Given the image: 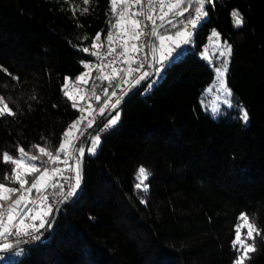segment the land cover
<instances>
[{
	"label": "trees",
	"instance_id": "16d2710c",
	"mask_svg": "<svg viewBox=\"0 0 264 264\" xmlns=\"http://www.w3.org/2000/svg\"><path fill=\"white\" fill-rule=\"evenodd\" d=\"M113 6L114 0H0V96L15 113L0 116V183L6 187L21 184L4 153L15 158L22 148L38 158L40 169L79 116L77 101L65 95L67 82L82 69L84 48ZM199 7L191 0L184 13L160 16L156 35L184 25ZM202 7L205 17L184 52L166 64L156 61L161 76L147 88L146 81L135 89L136 82L113 111L117 122L92 130L100 141L93 153L84 151L77 195L60 204L53 229H41L38 240L3 245L2 252L15 254L0 264H234L244 257L232 244L241 218L264 230V0H205ZM233 10L241 26L234 25ZM213 32L231 46L224 79L232 106L222 105L216 116L198 103L221 60L216 52L210 60L202 55ZM125 74L123 62L110 74L88 75L83 93L92 112ZM241 106L247 123L239 118ZM141 166L151 173L143 181L147 191L134 187ZM37 172L24 171V185ZM45 192L58 196L53 186ZM5 197L0 205L14 193ZM240 230L255 248L243 264H264V234L253 231V240Z\"/></svg>",
	"mask_w": 264,
	"mask_h": 264
},
{
	"label": "built area",
	"instance_id": "2783aa9c",
	"mask_svg": "<svg viewBox=\"0 0 264 264\" xmlns=\"http://www.w3.org/2000/svg\"><path fill=\"white\" fill-rule=\"evenodd\" d=\"M175 1L176 0H140V2L137 3L136 0H114L110 19L103 28L97 31L92 42L85 47L88 51H84L87 57L85 61L82 62V69L70 77L67 82V89L71 91L72 97L77 101L78 108L80 107L78 104V97L86 90L87 78L91 72L97 74H110L124 62L126 74L116 88H114L110 95L104 100L101 109L95 112L91 111L87 115L83 122V126L77 130L70 145L66 149H58L52 152V155H48V158L44 162V167L54 170L51 181L54 188L58 191V196L45 195L43 201L44 206L48 209L47 213H49L50 209L52 212L50 216L44 215L43 220L46 221L51 218L55 207L69 199L67 192L72 185H74L76 176L74 168L75 160L77 161V154L80 152L79 149L85 148L84 146L88 134L95 128L99 127V130L102 129V122L104 121L102 119L108 117L115 110L112 105L115 104L117 100L121 101L123 95L130 90L136 82L138 84L142 80L145 71H150L152 73L156 67L162 66V62H156L155 60L154 66L151 67L152 33L157 26L155 20L168 8L174 7ZM131 18L139 23L138 25L136 23V28L134 30V41L129 45V42L124 41L123 36L130 33ZM119 19L122 20L121 23H119ZM184 27L190 35L195 31V25L192 22L186 21ZM77 77H81V79H77ZM113 92L116 94L113 95ZM89 124H91V127H89ZM71 126L72 122L67 125V128ZM0 212L3 213V215L0 216V225H2L6 220L8 210L6 207H0ZM22 221L27 225L26 228L19 229L15 225L9 226L5 230V235L0 236V245L17 240H38L33 239V236L36 235L41 239V229H39L38 232L32 230V225L35 224L37 226L38 221L32 218V210L30 207L23 211ZM38 227L39 226H37V228ZM17 231L21 234L16 235L15 233Z\"/></svg>",
	"mask_w": 264,
	"mask_h": 264
},
{
	"label": "rangeland",
	"instance_id": "374dc122",
	"mask_svg": "<svg viewBox=\"0 0 264 264\" xmlns=\"http://www.w3.org/2000/svg\"><path fill=\"white\" fill-rule=\"evenodd\" d=\"M181 2V0H179V3ZM175 5H177V0L175 1ZM169 9V8H168ZM167 9V10H168ZM204 12V11H203ZM205 13V12H204ZM205 17V15H201L200 13L196 12L194 13L193 16H190L186 21L192 22L195 26L198 24V22H200L201 19H203ZM119 23H121V19L118 20ZM185 21V22H186ZM184 22V23H185ZM136 28V22L131 18L130 19V43L132 44L134 41V37H135V33L134 30ZM177 32H180L181 35L180 36H176L175 34ZM214 33V32H213ZM213 33L207 38L206 43L203 46V51H202V55L207 58V59H211V53H215L216 52V56L221 57V60L219 61L218 65H215L213 67V75L212 77L209 79V81L204 85L203 89L201 90L199 97H198V103L199 105L206 111H208L212 116H216L219 111H220V107L223 106H229V103H231L229 96H227V92L225 89L221 88V84H220V80L222 79L225 82V74L223 77H218V74L216 72L217 68H223L224 64L223 62L226 60L228 63V43L226 41H221L216 33V35H213ZM161 36H172L171 40H165V41H161L160 37ZM185 40H187V43H185ZM190 42V34L187 32L186 28L184 27V25H180L176 30L172 31V32H159L156 37H155V54H156V61H162L164 62V64L169 63L172 59L177 58L178 56L181 55V53L184 52V50L187 48V44ZM176 45H179V47H176ZM221 53H224V55H221ZM174 57V58H173ZM227 67V65H226ZM159 70V71H158ZM147 72H144V75ZM162 74V68L161 67H156V69L154 70L153 76L147 81L145 88H147L148 86H150L155 80H157ZM226 84V83H225ZM226 88L229 89V87L226 85ZM87 89V88H86ZM86 91V90H85ZM66 93L71 97L72 93L66 89ZM84 96V93L82 95H80L78 97V104L80 105L79 109V117H83L86 119L87 115L86 114V110L89 109V105L88 102L86 101V98ZM228 101V102H226ZM82 104V106H81ZM215 109V111H214ZM116 111L111 113L108 118H110L111 116L115 115ZM107 118V119H108ZM106 119V121H107ZM106 121L103 123L102 128H104V124L106 123ZM243 123H245L243 120H241ZM247 123V122H246ZM72 126L70 128H67L65 130V132L68 133V130L71 129ZM64 132V133H65ZM70 132L68 133V135L66 136L67 139L64 140L65 135L63 134V137L61 139V143H63L64 145H66ZM75 134L73 135L72 139L74 138ZM99 137V141H100V134L98 131H94L92 132V134L90 135L89 141L86 143L85 147V151L89 154L93 153V152H88L87 149L89 147L93 146V138L94 137ZM64 140V141H63ZM72 141V140H71ZM70 141V142H71ZM70 145V144H69ZM69 145L65 146L62 149H66ZM61 149V148H59ZM21 155V152L18 153V155L15 158H18ZM48 158V155H47ZM46 161V160H45ZM36 164L29 155L24 153V161L22 162V164L18 167V171H17V176L19 177V179L21 181H24V178H22V175L24 173V171H28V169L31 167V165ZM75 178L78 177V168H77V161L75 160ZM45 169H47V173L43 175V178L38 182L39 187L41 186H45L47 184H50L51 186H53V183L51 181V178L54 174V170L52 168H46V167H41L36 176L34 178H36L37 176H41L42 173H44ZM34 178L29 181L27 184H25L23 187H19L17 188V191L13 192L14 193V197H11L7 203L0 205V207H6L8 209L7 212V217L6 220L4 222V224H6L9 219V215L12 216V214H10V205L12 204L13 206L16 205V203H13L17 198H19L26 190L27 186L34 180ZM76 183V179L74 184ZM54 187V186H53ZM9 188V187H7ZM43 192V191H42ZM12 192H4V196H9ZM26 193V192H25ZM45 195L48 194H43L41 195V197L39 198H35L34 202L32 200V204L34 203V206L30 207L32 210V218L36 217V219H39L40 223L41 220H43L44 215L47 213L48 209L44 206V197ZM10 200L12 201V203L10 202ZM15 207V206H14ZM26 209H29L26 208ZM25 209V210H26ZM24 211V210H23ZM23 211L21 212V214L23 213ZM19 213V212H18ZM20 215V214H19ZM20 218L22 219V215L20 216ZM39 223V224H40ZM3 224V225H4ZM2 226V225H1ZM239 230L241 229V227L244 228L245 234H248L249 232V224L246 221V219L244 217L241 218L239 224ZM240 240L243 241V243H237L238 246H241L242 248V252L244 251V249L248 246L244 243V238L242 237L243 232H241L240 230ZM236 238V237H235ZM3 245V244H2ZM2 245H0V250H4L3 247H1ZM5 245V244H4ZM15 254V251H7V252H1L0 253V262L2 261H6L8 259H12L13 255Z\"/></svg>",
	"mask_w": 264,
	"mask_h": 264
},
{
	"label": "snow or ice",
	"instance_id": "6c2138e0",
	"mask_svg": "<svg viewBox=\"0 0 264 264\" xmlns=\"http://www.w3.org/2000/svg\"><path fill=\"white\" fill-rule=\"evenodd\" d=\"M136 2L139 3L140 0H136ZM207 2L211 3L212 0H207ZM83 3L88 4L89 0H83ZM177 3H179V0H177ZM198 3L201 5V7L197 8L196 11L198 13H200L201 15H205L206 13L203 12V7H202L203 4L205 3V0H198ZM83 11L87 12L88 9H83ZM165 15H167V14L165 13ZM231 15H232V17L234 19V25L241 26L243 24V18H242V16L240 15V13L238 11L233 10ZM160 19L163 21L164 16H161ZM136 23L138 25L139 22H136ZM169 23H171V21H169ZM175 35L176 36H180L181 33L177 32ZM213 35H216V33L214 32ZM98 37H99V34H98ZM160 39H161V41L171 40L172 36H167V37L166 36H161ZM185 43H187V40H185ZM93 46H95V45H93ZM133 47H135V46H133ZM176 47H179V45H176ZM84 51H88V49L85 48ZM227 52H228L229 55L231 54V46H228ZM221 55H224V53H221ZM223 64H224L223 68H217L216 69L218 77H223L225 72H226V70H227V68H226L227 61L225 60L223 62ZM13 78L14 79H18L17 77H13ZM77 79H81V77H77ZM65 80H67V78H65ZM220 84H221V88L226 90L227 96L231 97V95H232L231 89H227L226 88V84H225V82L222 79L220 80ZM116 86L117 85H113V87H116ZM112 94L115 95L116 93L113 92ZM65 95H67V93H65ZM69 98L71 99V97H69ZM226 102H228V101H226ZM119 103H120V101L117 100L116 103L112 105V107L116 108V106ZM228 103H229V106H232L230 102H228ZM0 104L3 105V107H0V116L5 115V113L7 115H15L14 111L8 106V104L5 102V100H4V98L2 96H0ZM101 111H103V110H101ZM214 111H215V109H214ZM239 113H240V117L239 118L246 123L248 121V119H249L247 110L241 106V107H239ZM118 119H119V112H116L115 115H113V116H111L110 118L107 119L106 123L104 124V128H107V127H109L111 125H114L117 122ZM75 123L76 122H74V124ZM89 127H91V124H89ZM64 135L67 136L68 133L65 132ZM98 143H99V137L98 136L94 137L93 138V146L89 147L87 149V151L88 152H94L95 151V147H96V145ZM59 148H61V149L64 148V144L61 143ZM57 150L58 149H53L52 151H57ZM79 150H80L81 153L84 152L83 148H80ZM39 151L41 153H44L45 149L43 147H40ZM20 152H21V155L18 158H13V156L10 155L9 153H4L3 156H2L3 162L7 163V162L10 161L14 165L20 166L22 164V162L24 161V149L21 148ZM47 155H49V156L52 155V152H48ZM31 159L33 161H36L38 158L36 156H32ZM38 170L39 169H38V166L36 164L31 165V167L28 169L29 172H36ZM11 171H12L13 174H15L16 173V168L14 167ZM46 173H47V169H45L44 173H42L41 176H37L35 178V180L32 181V187L33 188H37V190H39L38 187H37L38 182L43 178V175L46 174ZM150 175H151V173L147 169H145L143 166L139 167L137 169V172L134 174V181L135 180H139L140 183H134V187L136 189H141L142 186H143L142 190L147 191L148 186L146 184H144L143 181L145 179H147ZM61 176H62V173H61ZM7 178L8 177L6 175L5 179H7ZM15 179L20 182L21 187L24 186V183L26 181L19 180L18 176H16ZM70 179H73V178H70ZM75 179H76V183L74 185H72L70 190L67 192V196H69V197H71L74 194H76V192H77V190L79 188V178L77 177ZM6 191L7 192H15V191H17V189H15V188H7L6 185L0 183V200H4V199L7 198V197H5L3 195V193L6 192ZM29 191H30V189H29ZM13 203H18V201H14ZM51 212H52V210L50 209L49 213H46L45 215H49L50 216ZM2 215H3V213L0 212V216H2ZM242 216H244V214H242ZM244 218L246 219V217H244ZM8 219L12 220L13 217L11 215H9ZM33 219H36V217H33ZM45 227H47V228H51L52 227L51 219H48L46 221L45 220H41V223L39 224L38 228H37V226L35 224L32 225V230L38 232L39 229H43ZM253 231H255V235L256 236H260V235L264 234V230H261L259 228H256L254 225L249 224V232H248L247 235L249 237H251L253 240L255 239V237L253 236ZM15 234L16 235H20L21 233H19L17 231ZM2 235H5V232L3 230H0V236H2ZM240 235L241 234H240L239 226H237L236 227V238L232 241L233 247H235L237 245V243H241V244L243 243V241L240 240ZM33 239H39V236L38 235L33 236ZM248 251H255L254 246H252V245L247 246L245 248V250H244V257H237L236 260L234 261V264H243V258H246V254H247Z\"/></svg>",
	"mask_w": 264,
	"mask_h": 264
},
{
	"label": "crops",
	"instance_id": "0c3cea01",
	"mask_svg": "<svg viewBox=\"0 0 264 264\" xmlns=\"http://www.w3.org/2000/svg\"><path fill=\"white\" fill-rule=\"evenodd\" d=\"M123 34H124V32H123ZM124 41L125 42H129V45L131 44L130 43V40H129V38H130V33H128V34H125L124 36ZM145 76V75H144ZM91 112V108L89 107V109H87L86 110V114H89ZM84 120H85V118H83V117H77L73 122H72V128L71 129H69L68 130V133L70 132V134H69V138H68V140H67V142L68 143H66V145H64V147L65 146H67V145H69L70 144V141L72 140V137H73V135L77 132V130L78 129H80L81 127H82V125H83V122H84ZM74 122H76L75 124H74ZM92 134V131L88 134V137H87V139H86V143L89 141V138H90V135ZM65 139H67V137L65 136L64 137V140ZM63 140V141H64ZM86 145V144H85ZM85 149V148H84ZM34 180H35V178H34ZM47 186H51L50 184H47V185H45V186H41V187H39V186H37L38 187V189L39 190H37V188H33L32 187V182L27 186V188H26V190L27 191H25L19 198H17L15 201H18V203H16V205H10V208H11V210H10V214H12V217H13V219L12 220H9L6 224H4L3 226H1L0 227V230H5L6 228H8L10 225H15V226H17L19 229H24V228H26V224L22 221V219L20 218V216H21V213H18L19 212V210H22V208L23 207H25L23 210H25L26 208H28V207H32V206H34V203L32 204V200H33V202H34V200H35V198H39V197H41V195H42V193L43 194H47L46 192H45V188L47 187ZM29 189H30V191H29ZM43 191V192H42ZM10 202L12 203V201L10 200ZM20 214V215H19ZM36 221H38V224H37V226H39V223H40V221H39V219H35ZM3 246V245H2ZM1 246V247H2ZM2 251H0V253H1Z\"/></svg>",
	"mask_w": 264,
	"mask_h": 264
},
{
	"label": "water",
	"instance_id": "95a60500",
	"mask_svg": "<svg viewBox=\"0 0 264 264\" xmlns=\"http://www.w3.org/2000/svg\"><path fill=\"white\" fill-rule=\"evenodd\" d=\"M190 3H191V0H188L187 6H186V8H185L183 11H181V12H179V13H177V14L167 15V16L164 17L163 21H165V20H167V19H170V18H173V17H175V16H177V15H180V14L184 13V12L189 8ZM161 21H162V20H161ZM155 37H156V27L154 28L153 33H152V44H151L152 63H151V67H153V66H154V63H155V62H154V61H155ZM150 75H151V72L148 71V72L145 74V76L142 78V80L136 85L135 89H138V88H140L142 85H144L145 82L148 81V79L150 78ZM135 89H134V90H135ZM119 104H120V103H119ZM119 104H118V105H119ZM118 105L116 106V108H118ZM116 108H115V109H116ZM104 118H105V117H104ZM104 118H103L102 120H104ZM83 159H84V152H83V153L79 152V153L77 154V168H78L79 187H80L81 180H82V166H83ZM78 189H79V188H78ZM77 192H78V190H77ZM77 192H76V194L73 195V197L77 195ZM59 206H60V205L56 206L55 209H54V211H53V216H52V227H51V229H53V227H54V224H55V220H56V216H57V212H58Z\"/></svg>",
	"mask_w": 264,
	"mask_h": 264
}]
</instances>
